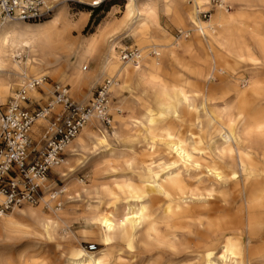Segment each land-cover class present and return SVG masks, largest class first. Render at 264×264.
Segmentation results:
<instances>
[{
    "label": "bare ground",
    "instance_id": "6f19581e",
    "mask_svg": "<svg viewBox=\"0 0 264 264\" xmlns=\"http://www.w3.org/2000/svg\"><path fill=\"white\" fill-rule=\"evenodd\" d=\"M64 1H76L98 8L104 0ZM125 2L127 5L122 20L116 24L118 32L123 33L116 37L112 35L109 40L106 39V26L89 39L77 42L67 39L69 41L67 42L64 36L68 26L66 20L55 19L52 22L45 21L34 26L20 25L27 22H3L0 25V73L10 70L14 74H19L21 78L27 79L28 71L32 75H39L47 69H54L60 76L58 78L60 82L69 81L75 89V95L79 96L80 89L84 86H92L105 76L110 60L113 59L115 46L120 42V40L114 41L120 36L131 34L141 44L155 43L157 35L162 33L159 24L161 13L167 14L174 23L179 25L186 20L193 23L194 16L209 8L207 0H126ZM186 2L192 3L194 7L190 15L182 7V4ZM221 3L224 5L223 0ZM222 5L214 9L220 14L212 16L213 21H218V35L212 36L214 31L209 30L211 31L209 34L202 36L207 44L210 41L215 53L214 64L209 67L205 64L209 71L208 76L206 77L204 69L200 66L183 68V73L175 69L172 71V76L176 81H180L185 73L190 74L194 82L193 86L205 94L206 102L217 94L227 96L225 101L234 100L236 104L234 117L226 110L225 119L213 118L219 128L225 129L226 133L214 128V124L208 122L205 127L209 131L208 144L211 152L204 157L195 155V151L199 150V145L202 144L203 135L195 133L198 130L203 133L202 122L195 119L198 116L197 107L191 104L182 88L167 90L157 85L155 89L161 101L158 102V110L155 113L147 108L143 115L147 131L150 133L169 117L179 123L183 131L169 128L167 140L160 142V151L163 160L166 161L156 167L144 165L142 171L137 173L136 185H118L119 192L127 193L129 198L139 201L134 204L114 200L111 203V212L106 213L101 210L89 215L88 222L97 229L100 242L107 248L105 253L97 257L78 249L69 253L68 263L122 264L120 261L122 258L115 253L118 243H122L124 249L129 251L137 244L148 248L154 245L167 246L175 252L180 249L181 251L191 249L190 254L202 256V264H215L210 257L216 250L221 252L219 255L221 264H238L244 262V257L250 256L254 244L264 248V91L260 88L264 84V79H257L252 86L250 84V88L244 90L249 85L248 82L241 91L236 87L235 78L226 72L224 59L227 57L225 58L224 54L233 58H242L227 41L226 32L237 18L236 14L241 12L240 10L250 9L251 6L245 4L244 9L229 12ZM195 24L199 25L197 30L202 33L203 27L200 26V22ZM202 24L209 26L207 22ZM190 47L191 45H188V48ZM26 48L30 50L31 58L19 67V64L14 62L13 56L18 50ZM63 48L69 50L70 54L65 56L66 64L61 67L63 58L59 51ZM257 49L264 61V46L259 44ZM246 52L248 59L251 62L255 61L250 51L246 50ZM36 53L43 55L46 60H39L41 57L32 59ZM94 54L97 55L96 74L78 73L77 67L80 62ZM110 71L118 70L114 67ZM164 73V69L159 64H154L153 67L148 66L146 69L138 67L127 72L131 80L137 81V85L138 79L144 75L149 74L157 79ZM215 77L219 78L216 84H214ZM203 78L208 82L207 85L200 84ZM31 79L35 78H28V80ZM188 80L180 82L184 85L188 83ZM111 89L119 94L126 89V86H119L113 80L109 91ZM2 92L3 84L0 79V94ZM31 94L35 95L36 91L32 90ZM90 95L89 92L87 95L78 97L79 104L84 105ZM93 121L98 122L91 119L79 133L77 140L74 143L72 141L69 147L67 146L69 149L76 147L84 150L90 142L100 139L91 129ZM99 125L101 126L100 123ZM214 136L220 138L221 145L214 146ZM67 170L69 172H61L62 177L70 176V168ZM96 193V190L91 187L88 195ZM158 199L165 202L162 220L168 228L169 241L161 239L158 235L157 220L153 216V211L149 212ZM20 212L28 214L30 219L41 228L42 233L49 238L54 230L63 224L58 215L53 214L54 216L48 217L40 209H27ZM190 225L195 228L194 232L188 229ZM0 233L5 234L7 238H15L14 241L20 239L22 235L31 234L27 228H22L7 215L0 217ZM234 234L238 236L244 234L246 240L232 237ZM186 238H192L195 244L188 248L185 245ZM8 239L10 241V238ZM16 259L18 264H42L30 261L24 250L17 254ZM11 261L0 253V264H11Z\"/></svg>",
    "mask_w": 264,
    "mask_h": 264
},
{
    "label": "rangeland",
    "instance_id": "374dc122",
    "mask_svg": "<svg viewBox=\"0 0 264 264\" xmlns=\"http://www.w3.org/2000/svg\"><path fill=\"white\" fill-rule=\"evenodd\" d=\"M52 1H57L58 3L49 17L36 23L19 22L20 25L29 24L34 26L45 21L52 22L55 19L59 21L66 20L68 26L65 29L64 36L67 42L89 39L92 35L99 33V30L105 26L106 39L108 40L111 39L109 37L112 35L116 37L123 33H119L116 27V24L122 20L127 5V2L123 0H105L98 8H92L89 5H83L76 1ZM223 1L224 7L225 5L230 7L229 12L240 10V8L244 9L245 4L251 6L250 9L240 10L241 12L236 14L237 18L226 32L227 41L233 49L239 52L242 58H233L223 53L225 55L224 57H227L224 59V61L226 60L225 67L227 69H224L231 77L235 78L237 89L243 91V88L248 82L249 85L244 90L250 88V84L252 86L257 79H264V61L257 49L259 44L264 46V0ZM192 6L193 4L189 2L182 4L183 9L189 15L193 12L194 7ZM217 14L220 13L213 10L211 11L210 18L205 20L197 14V17L194 16L193 23H189V20H186L183 24L177 25L167 14L161 13L159 16V24L162 33L157 35L155 43L141 44L131 34L129 36L123 35L124 37L120 36L114 41L117 42L120 40L117 46H115L114 56L110 60V65L107 68L105 76L96 81L92 86H84L80 89L79 96L75 95V89L69 81L65 80L60 82L58 79L60 76L54 69H47L39 75H32L30 71L27 72L28 78H44L42 84L36 89H33L36 91L35 95L31 94L32 89L26 92L29 98L27 106L30 109L43 107L48 102L55 85H67L69 87L70 97L77 103H80L78 97L87 95L90 92L91 95L85 104L89 102L94 90L105 79L112 78L114 83H118L119 86L124 85L126 89L119 94H116L112 89L110 90L108 104V112L112 117L110 128L100 126L98 122L93 121L94 124H92L91 129L100 139L90 142L84 150H79L76 147L69 149L68 147L77 140V136L67 147V156L64 163L54 169L53 175H50L47 181L48 190H63V192L54 201H48V193H45L39 205H24L15 208L7 214L19 226L27 228L31 233L22 235L16 241H14L15 238L13 237H8L10 238V241H8L7 236L0 233V253H3L7 258L11 259V264H18L16 259L17 254L23 250L28 255L30 261L42 264H70L67 262L69 253L78 249H82L87 254L97 257L105 253L107 248L100 242L97 229L88 222L89 215L92 212H99L101 210H104L106 213L111 212V203L114 200L120 203L128 201L134 204L136 201H139L129 198L127 193L119 192L118 185H136L137 173L142 171L144 165L156 167L163 161H166L165 159L163 160V155L160 151V142L167 140L166 135L169 128L173 127L179 131H183L180 124L176 123L170 117L167 121L161 122L150 133L147 131L143 115L147 108L154 113L158 110L157 104L161 99L157 96L155 89L157 85H161L167 90L172 88H182L184 90L191 104L197 107L198 116L195 119L201 121L203 125V133L199 130L195 132L200 135L203 134L201 139L202 144L199 145V150L195 151V155L204 157L211 152L208 144L209 131H207L208 128L205 126L208 122H211L214 124V128L220 129L213 118H224L226 110L229 113L231 112L230 114L234 117L236 115V104L234 100L225 101L227 96H223L222 94H217L213 99H209L206 102L204 100L205 94L193 86L194 82L190 74L185 73L180 78V81L189 79L188 83L183 85L180 81L175 80L172 76V71L176 69V71L183 73V68L200 66L204 69L206 77L208 76L209 71L206 69V65L209 67L214 64L215 53L210 41L207 44L202 36L203 34L205 36L209 34L211 32L209 30L214 31L212 36L218 35V21L215 22L212 19V16ZM197 21L203 27L202 33H199L197 30V27H199L198 24H195L198 23ZM203 22H207L209 26L203 25ZM177 30H190V36L186 39L178 38ZM131 44H135L142 50L144 61L141 62V69L159 64L165 71L164 75L157 79H154L155 77L149 74L144 75L141 79H138V85L135 79L131 80L128 77L130 73L127 74V72L136 68L123 65L118 57V49ZM188 45H191V47L188 48ZM152 48L158 51L159 56L156 57L158 61H154L156 58L149 55ZM246 50L250 51L251 57L255 61L251 62L248 59ZM59 53L61 58H63L60 66L64 67L66 64L65 56L67 57L70 51L63 48L60 49ZM30 54L31 52L28 48L18 50L17 54L13 56V60L19 64V67H22L24 63L26 64L30 60ZM43 57V55L36 53L32 59L40 58L39 60L45 61L46 59L45 57L43 59ZM13 60L12 63H14ZM96 61L97 55L95 54L83 59L77 67V70H79L78 73L96 74ZM114 67L118 71H110ZM1 73L0 79L3 84V92L0 94V114L3 112L4 105L13 94L19 92L24 84L28 82V78L23 79L19 74H14L10 70ZM135 76L137 78V75ZM138 78L140 77L138 76ZM205 78L200 82L201 85L208 83ZM215 78L216 81H214V84L219 82V78ZM260 88L264 91V84ZM46 123L45 120L37 122L34 125L35 133L38 134L37 130H41ZM37 126L38 128H36ZM220 130L226 133L225 129L222 128ZM213 142H215V147L216 145H221L220 138L216 136H214ZM69 168L70 176L66 178L62 177L61 172H69L67 170ZM91 187L96 190V194L88 195ZM45 202H48V208L44 206ZM164 207L165 202L158 199L152 207L153 210L150 208L149 212L151 213L153 211V216L157 220L156 230L158 235L161 239L169 241L168 228L162 220ZM27 209H40L48 217L54 216L53 214L58 215L62 219L63 224L59 225L49 238L42 233L41 228L30 219L28 214H21L20 211ZM188 229L192 232L195 230L191 225L188 226ZM232 237H238L242 241L246 240L244 234L242 236L234 234ZM88 244H95L97 249L94 252H88L86 249ZM194 244L195 242L192 238L185 239V245L188 248ZM190 250L181 251L180 249L175 252L167 246L154 245V247L148 248L143 247L142 244H137L134 249L129 251L124 249L122 243H118L115 253L122 258L120 260L122 264H202V256L194 253L190 254ZM252 250L250 256L244 257L245 260L243 263L240 262L241 260H238L240 262L238 264H264V248L258 244H254ZM220 253L219 250L214 251L210 260L215 264H221L219 258Z\"/></svg>",
    "mask_w": 264,
    "mask_h": 264
},
{
    "label": "built area",
    "instance_id": "2783aa9c",
    "mask_svg": "<svg viewBox=\"0 0 264 264\" xmlns=\"http://www.w3.org/2000/svg\"><path fill=\"white\" fill-rule=\"evenodd\" d=\"M207 1L209 8L198 14L204 20L222 5L221 0ZM57 3L52 0H0V25L6 21H43ZM225 9L230 7L225 5ZM189 36L190 30H177L178 38ZM118 50L123 65L141 66L142 50L135 44ZM149 55L156 58L158 51L152 48ZM43 81L44 78L28 80L19 92L13 94L0 114V217L24 205H39L45 193H48V201H54L63 190H48L47 181L54 169L64 163L67 146L91 119L105 128L112 124L108 112L112 79H105L98 85L85 105L72 100L67 85H55L43 107L30 109L26 92L36 89ZM38 120L47 123L36 134L34 125ZM44 206L48 208V202ZM86 249L94 252L97 247L88 244Z\"/></svg>",
    "mask_w": 264,
    "mask_h": 264
}]
</instances>
